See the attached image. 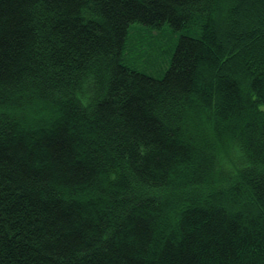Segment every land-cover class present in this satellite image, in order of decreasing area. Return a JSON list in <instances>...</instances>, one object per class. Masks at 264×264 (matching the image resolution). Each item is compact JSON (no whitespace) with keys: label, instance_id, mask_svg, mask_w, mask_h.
<instances>
[{"label":"trees","instance_id":"obj_1","mask_svg":"<svg viewBox=\"0 0 264 264\" xmlns=\"http://www.w3.org/2000/svg\"><path fill=\"white\" fill-rule=\"evenodd\" d=\"M0 264H264V0H0Z\"/></svg>","mask_w":264,"mask_h":264},{"label":"rangeland","instance_id":"obj_2","mask_svg":"<svg viewBox=\"0 0 264 264\" xmlns=\"http://www.w3.org/2000/svg\"><path fill=\"white\" fill-rule=\"evenodd\" d=\"M142 33L144 34L145 36V40L146 39H149L147 36H151L152 39H154V37H157L159 36V34H163V36H167L168 34H170V30L168 29V27L166 25L160 27V28H153V29H147V28H143L141 29ZM150 32V33H149ZM146 33V34H145ZM176 33V32H174ZM129 41L131 42L132 46H131V49L130 51H132L133 53L130 54V57L132 58H136V54L135 52H140L141 54H143V50L141 48V50L139 51V47L137 46L140 42V37L134 32V29L133 28H130V35H129ZM150 41V40H148ZM134 44V45H133ZM136 46V47H135ZM146 54L144 53L143 56H145Z\"/></svg>","mask_w":264,"mask_h":264}]
</instances>
